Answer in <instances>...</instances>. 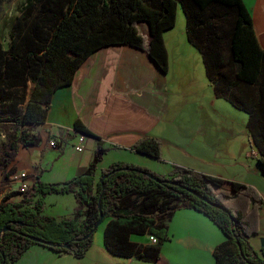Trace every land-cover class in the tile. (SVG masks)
Segmentation results:
<instances>
[{
	"label": "trees",
	"instance_id": "16d2710c",
	"mask_svg": "<svg viewBox=\"0 0 264 264\" xmlns=\"http://www.w3.org/2000/svg\"><path fill=\"white\" fill-rule=\"evenodd\" d=\"M180 5L186 39L199 51L215 96L248 114L264 173V49L243 0H27L12 20L9 48L0 45V121L12 130L9 161L20 147L38 144L31 131L45 123L53 94L70 86L80 66L99 50L119 46L141 50L165 73L168 52L163 35L174 28ZM142 25L147 26L146 33L139 31ZM74 130L92 136L79 120ZM134 151L158 159L160 143L145 139ZM105 152L99 144L87 171L67 187L37 179L20 192L21 200L4 197L0 264L17 262L34 245L82 258L93 244L100 213L102 224L107 222L104 243L110 254L156 262L160 246L169 240L166 221L179 209L204 214L225 235L214 249L215 264H264L249 241L257 231L246 214V199L257 202L255 190L236 182L226 188L224 180L181 168L168 178L155 175L161 181L157 183L144 174L147 170L121 163L100 175L107 176L103 190L95 174ZM68 193L77 199L71 217L42 215L45 204L35 201L37 195ZM132 235L153 236L157 243L139 247L131 242Z\"/></svg>",
	"mask_w": 264,
	"mask_h": 264
},
{
	"label": "crops",
	"instance_id": "0c3cea01",
	"mask_svg": "<svg viewBox=\"0 0 264 264\" xmlns=\"http://www.w3.org/2000/svg\"><path fill=\"white\" fill-rule=\"evenodd\" d=\"M243 2L251 15L258 42L264 49V0H243ZM177 15H180L179 7ZM186 37L174 42L176 46L174 51L177 53L173 58H170V52L164 42L168 52V69L165 73L149 59L147 53L129 46L103 48L87 59L77 70L72 84L53 94L45 123L31 131L32 135L39 138L38 144L28 149L19 148L17 155L8 164L11 173L0 170V204L7 195H12L13 201L21 200L18 198L21 192L20 182L11 181L12 174L25 173L29 187L35 184L37 179L39 182L49 184H66L87 171L99 144L106 152L116 148L143 156L134 151V146L142 140L154 139L160 143V158L167 159L168 163L175 164L177 168L195 170L224 180L226 188L230 187V183L236 182L256 191L257 202L252 198L246 199V214L257 231V236H252L249 241L254 251L264 259L262 256L264 248L260 242L264 239V173L257 161L258 152L249 150V146L246 148L239 144V149L236 150L238 162L235 163H239L245 174H243L245 178H240L238 173L230 174L227 168H224L226 170L224 173L219 170L208 172L204 168L193 166L192 163L189 166L178 157L176 152L167 151L170 146L177 150L184 148V151L187 150L185 156L193 158L194 161L207 159L212 153L210 145L206 147L201 144L196 145L199 142L196 143L187 135L178 137L172 125H164L165 122L170 124L176 122L173 120L175 99L194 88L192 84L194 62L190 61L187 55H200V53L188 43ZM204 73L203 78L207 81V85L204 87L203 96H198V110L209 112L211 107L216 108L220 99L230 103L224 98L215 96L205 68ZM170 109L171 116L168 113ZM238 111L248 115L243 110ZM169 116L170 119H165ZM77 120L81 121L92 136L74 130ZM239 127L243 135L250 136L248 118L242 119ZM201 128L205 130L203 125ZM75 137L77 138L75 151L76 147L82 148L81 152L76 151L80 154V159L73 158L69 165L55 170L46 153L54 150L64 154V145L66 146L67 142ZM52 141L56 143V147L50 145ZM229 159L230 157H224L223 163H228L225 160L229 161ZM109 163V168L115 163L139 168L147 167L133 156L111 158ZM173 170L174 168L167 169L165 175L160 177L168 178ZM104 171L106 169L102 170L100 175ZM45 173L51 175L46 177ZM95 175L100 180L97 168ZM70 194L74 196L73 193L37 195L35 201H43L46 206V201L52 200L50 205H56L63 199L48 196L68 197ZM74 199L75 203L72 200L68 207L53 213L46 211L45 207L42 215L56 219L71 217L77 207L75 196ZM106 224L107 222L101 223L99 227L104 225L103 229H97L93 235V244L82 258H76L68 253H56L47 247L34 245L13 264H215L214 249L226 240L222 231L204 214L194 209H179L166 221L169 240L160 246L161 257L156 262H149L138 256L116 257L110 254L104 243ZM131 242L139 247L153 245L150 236L132 235Z\"/></svg>",
	"mask_w": 264,
	"mask_h": 264
},
{
	"label": "rangeland",
	"instance_id": "374dc122",
	"mask_svg": "<svg viewBox=\"0 0 264 264\" xmlns=\"http://www.w3.org/2000/svg\"><path fill=\"white\" fill-rule=\"evenodd\" d=\"M27 3V0H0V45L4 50H7L9 48L10 43V26L12 23V20L14 17L20 14L22 12L21 10ZM179 7V13L180 15H177L176 18V24L174 28L166 31L163 35L164 42L167 45V49L170 52V58H173L174 55L177 53L175 52V41H179L184 39L185 36V17L181 8V5ZM139 31L146 33L147 32V26L142 25L139 26ZM94 55V54H93ZM90 56L89 58H91ZM190 61L194 62V69L193 70V81L192 84H194V88H192L190 91H187L185 93L180 94V96L175 99L174 106L175 108V116L173 117L174 121L170 124V122H165L164 125H172L171 127L175 131V134L178 137H183L184 135L189 136L190 139L195 140L196 143L199 142V144L196 145H204L205 147L207 145H210V148H212L211 155L209 154L208 158L199 159L198 161L192 160L193 158H189L185 156V150L182 148L181 150H177L176 148L173 149V146L168 147L167 151H173L176 152L178 157L186 162L185 164H191L198 168H204V170H207L208 172H214V170L223 171L225 173V169L229 171L230 174H237L240 178L243 177L244 172H242V168L239 165L237 159V151L239 149V144H242L243 146H246V148L249 146V150L256 151L257 148L255 144L252 141V138L250 136L243 135L241 133L240 124L242 122V119L248 118V115L242 114V112H239L232 104L226 103L225 101H222L221 99L218 101V104L216 106V111L212 107L210 108L209 112L207 110L201 111L198 110V102L197 99L198 96H203L204 87L207 85V81L204 80L203 77H205L204 73V66H203V60L201 55L199 54H193V55H187ZM88 58V59H89ZM173 61V60H171ZM82 66V65H81ZM80 66V67H81ZM203 70V73H202ZM172 75L171 72L169 74ZM209 91V90H208ZM207 93V92H206ZM209 93L213 94L212 91ZM206 98V95H205ZM171 109L169 110L170 115ZM171 116V115H170ZM170 116L165 119H170ZM204 126L203 130L201 126ZM235 126V127H234ZM12 133V130L9 126V124H6L3 121H0V170L3 172H10L8 169L9 159L6 156L8 153L12 156V152L9 150L10 145V135ZM32 135V134H31ZM35 136V135H34ZM54 142V141H52ZM55 143V142H54ZM77 144V138L70 139L66 146L64 145L63 150L64 154L60 151H48L46 155L49 157L50 164L54 165L55 170L62 167L69 165V162L73 159H80V154H77L74 146ZM56 147V143H55ZM17 155V153L15 154ZM14 155V157H15ZM132 157L134 159H137V161H140L141 163H144L143 166H147L145 169L149 173L161 176L165 175V172L167 169H176V165L168 163L167 159L162 158H151L149 156L143 155H134L130 154V152H125L121 149H111L108 152L104 153L102 155V159L100 163H98L97 166V175H100L102 170H107L109 163V160L111 158L116 157ZM230 157L229 161L225 160V162H228L226 164L223 163L224 157ZM12 158V157H11ZM41 158V157H40ZM251 161V160H250ZM196 162V163H194ZM255 162V161H254ZM190 166V165H189ZM243 167V165H242ZM50 170V168H47ZM194 172H197L194 170ZM200 174H203L201 172H197ZM160 174V175H158ZM51 175V173H45V176L48 177ZM245 175V174H244ZM249 175V174H248ZM256 180V178H255ZM29 187V186H28ZM52 198L60 197L59 199H63L62 201L58 202L56 205H50L51 201H46V211H57L59 209H65L69 206L70 201H74L75 199L72 194L67 196H48ZM19 199H22V194L18 196ZM69 199V201H68ZM104 225H102L100 228L103 229ZM98 228V229H100Z\"/></svg>",
	"mask_w": 264,
	"mask_h": 264
},
{
	"label": "water",
	"instance_id": "95a60500",
	"mask_svg": "<svg viewBox=\"0 0 264 264\" xmlns=\"http://www.w3.org/2000/svg\"><path fill=\"white\" fill-rule=\"evenodd\" d=\"M148 178H151L152 180H154V181H156L157 183H160L161 181H160V178H157L155 175H153V174H151V173H144ZM107 176H103L100 180H99V182H100V184H101V186H102V189L104 190V179L106 178ZM166 183H168V184H176L175 182H173V181H166ZM60 188H63V187H67L68 186V184H59L58 185ZM101 197H102V195H101ZM104 221V217L101 215V213H100V221L95 225V228H94V231H97V229L98 228H100L99 226L101 225V223ZM7 230V228H4L3 229V231H6ZM33 240L35 241V242H37V243H41V244H44V245H48V246H54L53 244H50V243H48V242H45V241H42V240H39V239H35V238H33ZM260 242H261V246L264 248V239H261L260 240ZM62 247H64V248H68V246L67 245H63Z\"/></svg>",
	"mask_w": 264,
	"mask_h": 264
},
{
	"label": "built area",
	"instance_id": "2783aa9c",
	"mask_svg": "<svg viewBox=\"0 0 264 264\" xmlns=\"http://www.w3.org/2000/svg\"><path fill=\"white\" fill-rule=\"evenodd\" d=\"M50 145L52 147H55V143L51 142ZM82 148L81 147H76V151L81 152ZM10 179L11 181H19L20 182V191L21 192H25L28 189V183L26 182L27 180V175L25 173H18V174H12L10 175ZM150 241L153 244L157 243L156 238H154L153 236H150Z\"/></svg>",
	"mask_w": 264,
	"mask_h": 264
}]
</instances>
